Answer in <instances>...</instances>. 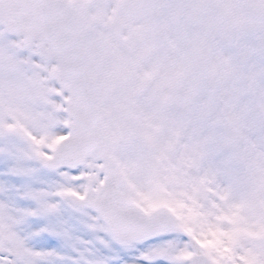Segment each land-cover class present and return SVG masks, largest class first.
I'll return each instance as SVG.
<instances>
[{
    "label": "snow or ice",
    "instance_id": "6c2138e0",
    "mask_svg": "<svg viewBox=\"0 0 264 264\" xmlns=\"http://www.w3.org/2000/svg\"><path fill=\"white\" fill-rule=\"evenodd\" d=\"M0 264H264V0H0Z\"/></svg>",
    "mask_w": 264,
    "mask_h": 264
}]
</instances>
